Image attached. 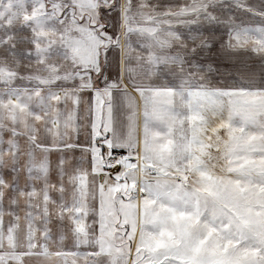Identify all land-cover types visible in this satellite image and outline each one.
<instances>
[{
  "label": "snow or ice",
  "instance_id": "obj_1",
  "mask_svg": "<svg viewBox=\"0 0 264 264\" xmlns=\"http://www.w3.org/2000/svg\"><path fill=\"white\" fill-rule=\"evenodd\" d=\"M96 2L78 18L72 4L70 24L54 2L51 18L77 33L61 90L72 94L77 145L87 133L86 170L93 149L104 160L93 179L111 181L112 215L98 199L93 240L76 236L56 254L71 264H264V0ZM37 147L49 170L56 155L58 175L66 162L79 167L70 140Z\"/></svg>",
  "mask_w": 264,
  "mask_h": 264
},
{
  "label": "rangeland",
  "instance_id": "obj_2",
  "mask_svg": "<svg viewBox=\"0 0 264 264\" xmlns=\"http://www.w3.org/2000/svg\"><path fill=\"white\" fill-rule=\"evenodd\" d=\"M142 2L153 5H164L189 3V0H142ZM210 2L218 3L219 0H210ZM248 3L256 5L259 4V0H248ZM52 5L53 4H47V13H28L18 11V8H16L18 7L16 0H0V25L4 24L6 27H9L0 30V35H4L5 41L4 45H2L0 40L1 103L3 99V86L7 87L12 85V70L8 69H11L12 66L13 52L17 50V55L21 52L20 59H26L25 54L29 52H35V56L38 57L49 56L47 58L52 63V69L54 70H61L62 65H65V63L60 61H62V59L66 61V58H68L69 60H67V63L70 67L69 71L67 69H65V71L68 73L71 72L74 53L69 45L71 39L77 37V33L73 31L70 39L65 24L59 23L55 18H51L53 12ZM58 5L63 7L67 4ZM67 6L68 7L63 8L64 12H66L69 17L65 23L70 24V19L73 14L69 11L71 4ZM96 7L97 6L92 9L77 8V18L80 12H83L85 15L89 13L94 15ZM21 9H23V7H21ZM145 11L151 12V9H145ZM60 18L64 19L63 16ZM20 21L30 23L28 28L31 29L13 30L14 24L16 23L18 27ZM14 35L18 38L16 46L8 44V42H13L12 38ZM171 43L173 45H181V41L179 40H172ZM63 57L66 58L64 59ZM39 67L40 63L37 64V68ZM4 94L6 105L11 110L12 106L7 104L8 92ZM185 127H187V125ZM6 130L7 128L3 131L2 127L0 130V139L2 141L0 143V225H2V230H0V251L6 254L5 258L9 260V264H14V262L18 263L20 261L19 259L21 256L18 254L29 252L38 255H45L48 253L53 257H60L64 262L67 260L68 264H71L72 257L57 255V250L63 247L71 248L73 238L76 236H79L82 243H90L93 240L94 237L90 236V229L92 226H95V214H93L92 211L96 209L97 206L89 207L87 201L91 202L99 197L98 193L96 195L93 194L95 190L90 189L87 191L83 190L77 198V193L79 192L77 190L78 185L80 184L83 186L87 182H99L94 181L93 175L83 174L58 175L15 173V176H12L10 173H3V165L9 162V159L5 156L7 150L3 149V141L11 134V131ZM182 131L183 129L179 127V133ZM252 139L254 138H249L250 141ZM4 150H6L5 153ZM99 158L98 165L100 168L98 173L101 172L104 166L101 157ZM129 167V165L125 164L126 169ZM102 179L103 183L100 184V186L95 185L94 188H102H100V193H102L101 197L103 199L102 210L107 216H111L112 201L107 191L111 181L106 179V173ZM13 184L14 187H12ZM83 200L87 201L83 202ZM81 203L84 204V207ZM87 211L89 212L87 213ZM83 215L85 221H73V218L76 216L80 219ZM9 225H11L10 230ZM31 244H43L46 251L39 246L30 250Z\"/></svg>",
  "mask_w": 264,
  "mask_h": 264
},
{
  "label": "crops",
  "instance_id": "obj_3",
  "mask_svg": "<svg viewBox=\"0 0 264 264\" xmlns=\"http://www.w3.org/2000/svg\"><path fill=\"white\" fill-rule=\"evenodd\" d=\"M19 12L28 13H47V4H75L77 8L80 9H92L97 6L96 0H16ZM23 7V9H21ZM20 8V9H19ZM14 24L15 29L26 30L30 23L26 21H20ZM4 24L0 25V30L6 29ZM16 31V30H15ZM1 44L4 45V35H0ZM15 40V43H14ZM24 40V39H23ZM28 40V39H27ZM12 43L8 42L9 45L16 46L18 38L14 35L12 38ZM0 44V45H1ZM15 51L12 57V75L13 81L11 86H3V99L2 103L0 101V130L11 131L8 138L4 140L3 149L6 158L9 159L6 165H3V173H10V170L15 168V173L20 174H58L56 167V155L51 156L52 166L51 170L47 167L48 160V149L38 148L40 144H50L53 147L60 144L61 142H72L75 149L76 161L79 162L78 168H73L69 163H65V171L60 174H83V175H93L97 174L100 166L99 162V149L95 148L92 150V165L91 171H87L88 161L82 152L87 153L88 149L85 146V141L87 140V133L83 131V127L80 128V144L76 143V130L77 121L75 118V108L72 94L61 90L62 86L69 80H71V73L74 71V65L71 66V72L69 71V64L67 60L62 65L61 70L52 69V63L47 57L49 56H35V52H29L26 55V59H20L21 52L17 55ZM24 53V52H23ZM32 53V54H30ZM94 55V53H93ZM40 63V67L37 68V64ZM9 66V65H8ZM61 66V65H60ZM64 70V71H63ZM1 74V73H0ZM55 79V80H54ZM59 81V83H55ZM8 89V90H7ZM11 89V92H10ZM7 104L12 106L10 110L6 105L5 94L7 93ZM170 102V101H169ZM87 111L86 107L82 109V114L80 117V124L83 125L84 117H86ZM99 117L97 116V120ZM180 124L177 122L176 129L179 134ZM9 129V130H8ZM155 134H153V137ZM5 139V138H3ZM0 139V143H1ZM172 140L165 139L163 144L160 145L162 149L170 150L172 148ZM67 155L71 156L73 151L71 149H66ZM7 154V155H6ZM1 157V156H0ZM43 159L45 164L42 168H37L34 166V162ZM104 163V160H102ZM10 165V166H9ZM32 166V171L29 172L28 168ZM99 174V173H98ZM100 186L99 183L87 182L86 184L78 185L77 198L81 192L93 189L95 190L94 195L99 194L98 198L102 203V193H100V188H94V186ZM93 187V188H92ZM102 189V188H101ZM87 201L89 207L97 206V200ZM68 200V199H67ZM67 205V204H66ZM84 207V204L81 203ZM103 206V204H102ZM93 209L92 213L95 214ZM89 211H87L88 213ZM31 220V219H30ZM78 220L85 221V217L79 219L78 216L73 218V221L78 222ZM95 221V219H94ZM95 226L90 229V236H93ZM50 236V235H48ZM32 250V248H30ZM30 253V252H29ZM22 260L23 264H64V260L60 257H53L51 254L38 255L29 254L24 255L19 259ZM14 262V264H20ZM63 262V263H62Z\"/></svg>",
  "mask_w": 264,
  "mask_h": 264
}]
</instances>
